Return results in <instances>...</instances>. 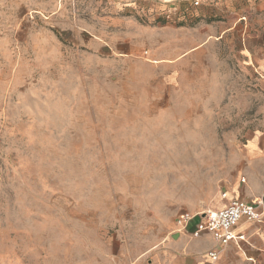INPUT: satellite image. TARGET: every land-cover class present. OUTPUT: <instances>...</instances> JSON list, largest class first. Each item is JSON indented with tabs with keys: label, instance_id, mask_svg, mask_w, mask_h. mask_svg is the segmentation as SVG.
I'll list each match as a JSON object with an SVG mask.
<instances>
[{
	"label": "rangeland",
	"instance_id": "374dc122",
	"mask_svg": "<svg viewBox=\"0 0 264 264\" xmlns=\"http://www.w3.org/2000/svg\"><path fill=\"white\" fill-rule=\"evenodd\" d=\"M81 1L126 4V23L87 34L75 0H0V264H99L117 230L134 245L264 186V75L247 65L264 18L248 2Z\"/></svg>",
	"mask_w": 264,
	"mask_h": 264
},
{
	"label": "crops",
	"instance_id": "0c3cea01",
	"mask_svg": "<svg viewBox=\"0 0 264 264\" xmlns=\"http://www.w3.org/2000/svg\"><path fill=\"white\" fill-rule=\"evenodd\" d=\"M167 1V0H164ZM186 2L190 7L191 3ZM241 2H248L249 8L254 13H259L260 18H264V0H200L197 7L202 4H214L216 7H225L226 5L239 6ZM88 7V3L81 0H75L76 18L82 30L85 33L93 32L89 24L100 23H126V4L111 3L104 6L96 5ZM204 6V5H203ZM196 8V7H193ZM207 11V9H204ZM81 11V14H80ZM78 13L80 16H78ZM229 15L222 24L235 26L238 19L245 21L242 13L229 12ZM233 14V15H232ZM261 31L254 30L253 36H258L264 32V20L259 28ZM232 27H226L222 34L230 31ZM92 45V43L90 44ZM247 65L255 73L264 75V47L262 53L255 54L248 50ZM245 183V179H242ZM262 191L259 193L263 205L258 208L259 218L255 221L241 220L233 233L241 239H234L226 245L216 242L213 237L207 233L197 237L193 236L200 217L196 216L186 227L185 231L178 232L174 226V221L167 224H157L150 226V230H141L138 234V241L133 245L127 241L123 231H115L108 240H105L104 255L101 257L99 264H264V186L254 188L253 183H249L245 188L235 185L230 188L224 197H220L212 204L204 207L200 215L207 211L221 210L227 207L233 201H242L249 203L257 199L258 194L253 190ZM256 193V192H255ZM256 197V198H255ZM255 198V199H253ZM206 208H211L205 211ZM175 220V219H174ZM111 240V241H110ZM109 243V244H108ZM216 254V259L211 260L208 253Z\"/></svg>",
	"mask_w": 264,
	"mask_h": 264
},
{
	"label": "built area",
	"instance_id": "2783aa9c",
	"mask_svg": "<svg viewBox=\"0 0 264 264\" xmlns=\"http://www.w3.org/2000/svg\"><path fill=\"white\" fill-rule=\"evenodd\" d=\"M191 3L193 7H197L200 0H186ZM224 197V195H222ZM263 205L261 198H257L249 203L242 201H233L227 207L221 210L207 211L200 217L197 223L193 236L197 237L201 234L207 233L221 245H226L234 239H241L236 237L233 230L238 223L245 219L247 221H255L259 218L258 208ZM188 212L181 213L174 220V226L178 232L185 231L187 225L196 217ZM211 260L216 259V254L208 253Z\"/></svg>",
	"mask_w": 264,
	"mask_h": 264
}]
</instances>
